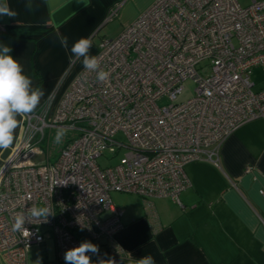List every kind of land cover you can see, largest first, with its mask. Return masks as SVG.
Instances as JSON below:
<instances>
[{"label": "built area", "instance_id": "built-area-1", "mask_svg": "<svg viewBox=\"0 0 264 264\" xmlns=\"http://www.w3.org/2000/svg\"><path fill=\"white\" fill-rule=\"evenodd\" d=\"M243 1L156 0L100 43L107 81L83 68L52 114L23 117L0 166V254L8 264H27L30 249L49 238L59 264L83 241L111 242L123 228L111 193L135 194L147 208L152 198L180 204L190 187L185 166L218 164L225 139L264 118V86L254 91L251 80L257 69L264 74V0ZM188 80L194 96L176 103ZM60 127L78 135L51 162L42 144ZM100 158L118 159L101 168ZM33 206L53 214L27 220V237L13 232L15 216ZM112 257L126 261L120 250Z\"/></svg>", "mask_w": 264, "mask_h": 264}, {"label": "crops", "instance_id": "crops-1", "mask_svg": "<svg viewBox=\"0 0 264 264\" xmlns=\"http://www.w3.org/2000/svg\"><path fill=\"white\" fill-rule=\"evenodd\" d=\"M155 1L7 0L16 15H0V45L11 48L9 55L22 65L32 87L43 91L33 112L48 108L52 114L84 68L70 51L77 40L97 35L112 12L124 30ZM60 36L68 37L67 49ZM17 119L21 123L7 149L19 136L23 117ZM7 149H0V166ZM184 170L190 187L180 204L152 198L147 208L130 194L136 198L132 203L123 209L116 205L123 211V228L111 242H101L91 259L110 264L114 249L124 252L127 264L145 256L155 264H264V197L259 194L264 190V118L226 138L218 164L192 162ZM39 248L47 251L46 245ZM0 261L8 264L1 254Z\"/></svg>", "mask_w": 264, "mask_h": 264}, {"label": "clouds", "instance_id": "clouds-1", "mask_svg": "<svg viewBox=\"0 0 264 264\" xmlns=\"http://www.w3.org/2000/svg\"><path fill=\"white\" fill-rule=\"evenodd\" d=\"M0 15L9 18L16 13L9 7L7 0H0ZM60 44L68 48V37L60 36ZM92 40L80 38L71 46V53L77 60H81L86 71L95 73V79L99 82L108 80L110 73L101 67L99 57L90 55ZM11 48L0 45V149H7L13 144L15 130L21 121L17 117H24L32 113L40 103L43 91L32 87V80L24 74L22 65L17 59L9 55ZM68 129L60 127L56 129L54 142L60 144L67 134ZM53 214L49 206H33L24 213L17 214L12 225L13 232H21L25 237L30 235L25 227L27 220H46ZM98 246L90 241H83L78 247L66 251L65 264H92L88 253L97 254ZM137 264H155L151 256L142 257Z\"/></svg>", "mask_w": 264, "mask_h": 264}, {"label": "rangeland", "instance_id": "rangeland-1", "mask_svg": "<svg viewBox=\"0 0 264 264\" xmlns=\"http://www.w3.org/2000/svg\"><path fill=\"white\" fill-rule=\"evenodd\" d=\"M241 5L243 7L249 5V0H245L241 2ZM122 30H123V26L121 24L120 19H118L117 16H114L113 19L107 22V24L102 29H100L97 35L91 36L92 47L90 49L89 54L91 55L95 51L96 46L99 47L100 43L104 39L116 38L118 35H120ZM80 61H82V58ZM251 80L254 83H256V87L254 88V91L264 86V74H262V71L260 69H257L252 73ZM183 87L184 90L179 96H177L176 103L186 102L187 100L191 99L194 96V90L196 88V84L192 80L186 81L183 84ZM164 104L165 102L161 103V105ZM56 129L57 128L52 129L50 132L47 131L45 141L42 144V147L47 151L48 157L51 162H53L59 156L61 150L67 144V142L78 135L76 132L68 130L62 142L60 144H57L54 142ZM117 159L118 158H115V160L107 161L108 160L107 158H100L97 160V164L101 168H106L107 166L112 165L114 162H116ZM110 196L113 203L115 205H121L122 209L125 208L129 202L132 203L136 199L134 195L122 194V193L119 194L111 193ZM46 246H47L46 252H42L39 246H33L28 253L27 264H57V262L55 261V256H56L55 246L51 238L47 240ZM91 262L92 264H99L98 258L96 257L92 258ZM0 264H5V263L0 261ZM107 264L109 263L107 262Z\"/></svg>", "mask_w": 264, "mask_h": 264}, {"label": "water", "instance_id": "water-1", "mask_svg": "<svg viewBox=\"0 0 264 264\" xmlns=\"http://www.w3.org/2000/svg\"><path fill=\"white\" fill-rule=\"evenodd\" d=\"M9 153H10V149H7L6 152L3 155V158L6 159L8 157V155H9ZM110 264H124V262L122 260L113 258V259L110 260Z\"/></svg>", "mask_w": 264, "mask_h": 264}, {"label": "flooded vegetation", "instance_id": "flooded-vegetation-1", "mask_svg": "<svg viewBox=\"0 0 264 264\" xmlns=\"http://www.w3.org/2000/svg\"><path fill=\"white\" fill-rule=\"evenodd\" d=\"M124 262V264H127L125 261H123Z\"/></svg>", "mask_w": 264, "mask_h": 264}, {"label": "trees", "instance_id": "trees-1", "mask_svg": "<svg viewBox=\"0 0 264 264\" xmlns=\"http://www.w3.org/2000/svg\"><path fill=\"white\" fill-rule=\"evenodd\" d=\"M103 253V252H102Z\"/></svg>", "mask_w": 264, "mask_h": 264}]
</instances>
